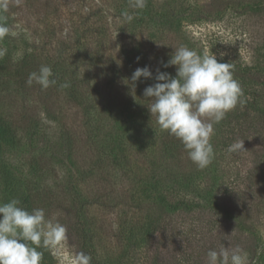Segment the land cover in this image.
I'll return each mask as SVG.
<instances>
[{
    "label": "rangeland",
    "instance_id": "obj_1",
    "mask_svg": "<svg viewBox=\"0 0 264 264\" xmlns=\"http://www.w3.org/2000/svg\"><path fill=\"white\" fill-rule=\"evenodd\" d=\"M157 5L167 58L184 45L231 64L244 104L214 125L215 157L203 170L186 152L168 159L159 138L137 153L125 141L130 155L119 161L115 118L95 133L96 151L88 150L86 142L73 138L68 115L54 120L38 111L37 134L23 135L5 156L16 179L31 178L47 190L49 205L41 207L46 219L66 227V240L47 247L42 264H75L79 252L91 264H207V252L222 247L241 249L248 264H264V0H157ZM16 18L13 33L20 44L14 57L39 43L27 19ZM0 49L10 52L3 43ZM149 68L155 76L159 67L152 60ZM154 76L141 78L135 91L143 96ZM60 97L69 113L68 94L61 90ZM240 141L245 151L229 150ZM42 153L51 170L30 172L29 158ZM20 196L21 188L11 199ZM135 229L141 230L138 238Z\"/></svg>",
    "mask_w": 264,
    "mask_h": 264
},
{
    "label": "trees",
    "instance_id": "obj_2",
    "mask_svg": "<svg viewBox=\"0 0 264 264\" xmlns=\"http://www.w3.org/2000/svg\"><path fill=\"white\" fill-rule=\"evenodd\" d=\"M120 1L0 0V26L9 29L0 44L10 49L0 56L1 203L11 200L21 188L20 206L29 212L49 205L43 196L47 190L40 182L16 179L5 156L6 150L17 146L23 135L32 139L37 134L40 110L54 120L68 115L73 138L86 142L92 151H96L94 142H99L95 133L103 123L107 126L115 118L116 142L120 145L115 157L122 162L130 155L125 154L123 145L129 140L133 142L134 153L155 138L161 139L168 159H179L185 153L179 140L159 128L148 110L150 100L135 91L130 79L132 71L149 66L152 60L159 71L176 75L175 66L164 67L170 59L160 25L164 16L157 0H146L143 9L134 7L135 0ZM18 15L27 19L26 26L37 35L39 43L14 57L13 50L20 44L19 35H13ZM129 15L133 17L131 21L127 19ZM45 65L51 67L56 84L47 89H41L35 82L29 86L26 83L29 74ZM65 83L69 86L61 87ZM61 90L68 94L64 111L70 109L69 113L63 112ZM101 154L105 156V152ZM49 163L50 159L42 153L31 156L27 166L30 172H49ZM135 231L138 238L141 230ZM39 250L43 252L42 261H46L47 247Z\"/></svg>",
    "mask_w": 264,
    "mask_h": 264
},
{
    "label": "clouds",
    "instance_id": "obj_3",
    "mask_svg": "<svg viewBox=\"0 0 264 264\" xmlns=\"http://www.w3.org/2000/svg\"><path fill=\"white\" fill-rule=\"evenodd\" d=\"M146 0H135L134 7L143 9ZM132 16H127L129 21ZM9 29L0 26V39ZM16 35V33H13ZM6 50L0 49V56ZM175 66L176 75L157 70L154 84L144 89L143 96L150 100L148 110L162 131L182 144L188 158L203 170L212 163L215 152L211 143L214 125L220 123L238 105L243 90L234 78L232 65L220 63L215 55H200L187 46H178L164 67ZM141 78L152 79L149 66L137 68L132 76L133 88ZM47 89L56 84L50 66H41L29 74L26 83ZM68 84L61 87L67 88ZM230 151H245L243 141L230 146ZM19 199L0 203V264H42L39 249L60 245L66 240V227L46 219L42 208L29 212L20 206ZM75 264H91V257L79 252ZM207 264H248V255L241 249L207 252Z\"/></svg>",
    "mask_w": 264,
    "mask_h": 264
}]
</instances>
